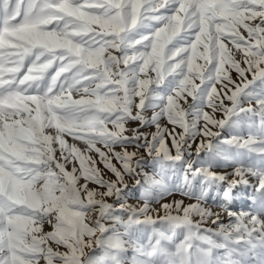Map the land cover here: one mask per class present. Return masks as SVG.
<instances>
[{"label": "snow or ice", "instance_id": "snow-or-ice-1", "mask_svg": "<svg viewBox=\"0 0 264 264\" xmlns=\"http://www.w3.org/2000/svg\"><path fill=\"white\" fill-rule=\"evenodd\" d=\"M41 261L264 264V0H0V264Z\"/></svg>", "mask_w": 264, "mask_h": 264}, {"label": "rangeland", "instance_id": "rangeland-1", "mask_svg": "<svg viewBox=\"0 0 264 264\" xmlns=\"http://www.w3.org/2000/svg\"><path fill=\"white\" fill-rule=\"evenodd\" d=\"M259 21H255L254 23H258ZM243 32V30H241ZM246 35V33H244ZM227 43V42H226ZM229 47H231V45H229ZM197 63L199 64H202L204 63L203 61L201 60H198ZM233 78L235 79L236 77V74L235 72H232L230 73ZM154 75V74H153ZM196 83H199V81H195ZM189 102H190V98H189ZM226 104H229L230 106V102H225ZM182 106L186 107L187 105H184L183 102H181ZM205 111H209L211 113V109H208L207 107H205L204 109ZM151 110H149L147 112V116L150 118L151 117ZM214 118L216 119H221L223 118V113L222 112H216V113H211ZM190 119V117H189ZM202 123V122H201ZM162 124H166L168 128H172L173 126L171 124H167V121H162ZM126 127L128 128H134V127H139V124L138 122H129L128 125H126ZM109 128H111V125H109ZM141 131H144V132H153L155 131V127L154 126H148V127H142L140 128ZM217 129H213V131H216ZM177 132L180 131L179 128L176 129ZM127 134H130V133H127ZM235 133H232V132H229L228 130H223L221 131V139H225V138H231V135H233ZM244 135L246 136V133H244ZM65 139L67 140V142L69 144H73L75 143L78 147H80L81 149H83L85 147V145H83L82 142L80 141H73V139L71 137H65ZM200 141V138L198 137L196 142L192 143V151L193 153L195 152V147H196V144L199 143ZM169 146L171 144V141L170 140H167L166 141ZM98 147H101V145H97ZM103 150V149H102ZM173 153H174V150H173ZM57 155H59V153H57ZM89 155H93L94 156V153H89ZM115 163V161H113ZM77 167L79 166L78 164L76 165ZM71 167L72 165L71 164H68L66 165V168L67 170L71 171ZM98 167H100L105 175V178H114L112 177V174L107 172V170H104L103 169V166L102 165H98ZM143 172L145 173H148L150 176L153 175V172H154V165L149 161L145 164L144 168L142 169ZM215 171L217 172H224V171H231V169H225V168H217L215 169ZM156 179H160L159 176H156L155 177ZM137 179H139L141 181V183H143V180H144V177L143 175L141 176H138ZM126 182L128 184V188L125 189L124 191V199L126 201V203L130 206H134V207H138V206H142L143 205V200L141 199V193L143 191V189L140 187V186H137L136 183H135V180L133 179H130V178H126ZM79 183H83V180L79 181ZM90 187H95V185H89ZM155 191L156 190H153V195H155ZM248 191H251V189H248ZM232 195L233 197L235 198L232 202V205L231 207L233 208L234 211H249L250 210V206H251V201L248 200V197H247V192L244 190V188L242 186H238L237 188H234L233 191H232ZM113 199L114 198H109L108 199V202L109 203H112L113 202ZM174 200H183L185 204H189V203H195L194 200H189L187 197H183L180 195L179 192H173L172 194L170 195H166L164 196L163 198L159 199V200H156V199H152L150 201V207L153 208V209H159L160 207V204H165V203H172ZM211 203V201H210ZM218 210V209H216ZM173 214L175 215L176 213L173 212ZM151 215L154 219H158L159 216L161 215H164V212L163 210H159V211H153L151 212ZM142 219V217H141ZM196 219H198V217H196ZM222 220L223 222L227 223V216L226 214H223L222 216ZM86 222H90V220H86ZM214 227V225H211V222L209 221L208 224L204 225V227ZM157 228L160 227L159 224L156 225ZM44 230L45 231H50V227L45 225L44 227ZM151 230V226H149V231ZM122 231V229H121ZM171 234V233H169ZM182 238V237H180ZM63 250V249H61ZM96 254L99 255V250L96 251ZM133 253L131 251V249H129L126 253H125V256H126V259L127 260H130L131 257H132ZM41 264H43V261H41Z\"/></svg>", "mask_w": 264, "mask_h": 264}]
</instances>
